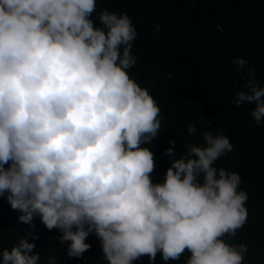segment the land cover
<instances>
[{"label":"clouds","instance_id":"9594fccd","mask_svg":"<svg viewBox=\"0 0 264 264\" xmlns=\"http://www.w3.org/2000/svg\"><path fill=\"white\" fill-rule=\"evenodd\" d=\"M95 10L96 0H0V196L21 221L59 229L69 257L94 232L108 264L154 262L158 251L179 259L186 248V264H245L248 246L224 237L246 223L248 194L238 172L214 164L233 151L230 138L205 131L153 184L154 153L141 145L158 135L160 107L129 74L136 27L107 8L97 25ZM233 63L244 81L233 104H253L264 125V86L246 59ZM34 247L19 239L2 264H40Z\"/></svg>","mask_w":264,"mask_h":264},{"label":"trees","instance_id":"16d2710c","mask_svg":"<svg viewBox=\"0 0 264 264\" xmlns=\"http://www.w3.org/2000/svg\"><path fill=\"white\" fill-rule=\"evenodd\" d=\"M105 8L132 19L137 37L131 51L137 59L129 74L149 89L160 107L158 135L141 145L154 153L152 183H163L173 155L201 143L205 131H223L234 149L214 164L238 172V190L248 194L246 223L234 237L226 234L224 239L248 246L245 264L264 261V125L252 117L253 104H233L244 83L233 63L236 57L255 68L264 86V0H96L92 17L97 25L96 14ZM195 122L198 131L189 135L188 125ZM169 147L174 153H166ZM20 215L6 195L0 196V264L3 249L10 250L19 239L34 243L40 264H47L50 256L57 264H108L94 232L86 238L90 247L82 256L69 257L71 242L61 241L59 229L49 230L39 216L23 222ZM190 256L186 248L179 259L165 261L158 251L154 262L144 254L133 264H186Z\"/></svg>","mask_w":264,"mask_h":264}]
</instances>
